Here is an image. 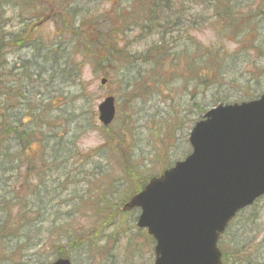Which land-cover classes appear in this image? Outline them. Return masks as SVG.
Returning <instances> with one entry per match:
<instances>
[{
  "label": "trees",
  "instance_id": "1",
  "mask_svg": "<svg viewBox=\"0 0 264 264\" xmlns=\"http://www.w3.org/2000/svg\"><path fill=\"white\" fill-rule=\"evenodd\" d=\"M22 1L24 3L37 2L35 0ZM64 1L66 5L59 6L63 8L61 16L58 13L52 14V18L58 23L57 34L60 35V39L69 40L66 46L59 43L51 46H36L35 44L41 38L33 37L34 31L32 30L24 31L20 28V31L14 34L12 44L17 48H30L35 52L32 56L35 61L22 62V70L29 73L32 68L37 69L40 61L46 62L45 58L38 55L45 52L55 56L51 60L47 58L52 62L51 69L46 71L48 75L51 74V82L62 80L63 84L76 83L83 75L85 66L94 68L96 74H104L106 80L110 78L116 85L117 91L114 97L117 101V117L109 128H101L106 142L102 148L88 155H82L73 143L71 154H69L67 149H65L67 153L64 151L65 144L64 148L62 144H58L56 148V135L52 131L53 120L46 118V113L51 111L49 107L46 109L41 106V110L37 108L38 114L34 117L28 115L31 126H27V123H23L27 115L14 118L11 117L12 115L9 116L8 112L5 113L8 111V101L3 99L4 104H0L2 105L0 109V192L10 189L9 187L8 189L3 188L1 185L4 176L18 173L21 164L25 162L23 158L16 161L14 149L16 147L9 138L11 136L17 135V141L20 140V143H23L22 146L18 142L17 147L18 153L23 155L21 147L24 151H29L27 147L35 142L36 129L41 128L43 131L39 144L53 143V146H48L50 151L44 153L43 157L52 165L55 163L52 166L55 169L54 172L51 171V174L43 173L44 170H39L37 166L44 160L40 163L39 156L32 153L33 158L29 159V165H33V168H27L25 171L26 183L19 187H11L19 189L15 199L7 201V198L4 199L0 193L2 211L10 216L0 222V242H23L26 245L23 249L35 247L39 242H46L47 246L52 245L55 248L56 258L70 259L71 253L79 250L91 252L102 249V246H99L102 244L104 234L114 227L117 229L118 224H123L126 213L121 212V208L133 196L139 194L152 177L161 175L174 165L169 159L170 149L175 146L174 139L178 132L182 131L177 119L170 120L168 124L165 123L164 128L156 135L158 146H154L153 158L149 160L150 167H154L153 170L142 173V167L135 162V154L139 149L136 129L133 128L136 102L141 99L149 100L165 90L174 92L183 89L186 93L185 98H189V101L193 103V108L198 112L197 119L192 122V127L188 130L191 131L195 123L202 119L208 110L207 107L197 104L199 94L202 96L217 86L222 87L221 82L230 76L229 68L233 65L231 59L248 45L246 40L251 43L253 51L260 50L261 42L255 30L256 25L250 17L240 18L236 12L233 4L235 0H132L131 7L121 5V8L105 14L99 20L95 19L91 12L84 13L83 9H79L81 3H77V0ZM4 2L5 0H0V11L9 5L6 3L3 6ZM122 2L124 0H120V4ZM64 3L60 2L59 5H64ZM189 4L199 6L200 13L191 14V10L187 9ZM11 6L20 12L22 6L27 7L28 5L19 3L17 0L15 4L11 3ZM32 6L28 11H33ZM36 8L41 9V5ZM1 16H4V13ZM36 19L41 20L40 24H42L48 17L37 16ZM62 19L67 22L62 24ZM240 19L244 22H240ZM26 25L29 26L28 23ZM61 28L67 29L61 30ZM204 31L217 32L218 36L231 38L234 41L242 38V42L237 43L238 50L235 53L229 54L222 42L213 46L199 43L196 36ZM138 45H143V48L139 49ZM6 46L9 45L5 43L3 25L0 23V55ZM2 68L0 67V71ZM60 69L63 70L60 72ZM120 73L123 74L121 80ZM33 74L34 72L25 79L27 80ZM12 85L15 84L7 83V81L4 85H0V95L7 96L12 102H26L22 105L27 107L29 100L26 97L25 88L19 91L8 87ZM256 89L258 92L261 90ZM80 90L83 92L82 88ZM250 100L253 99L250 98L247 101ZM220 102H216L215 106ZM126 108H128L127 111ZM13 110L15 111L14 108ZM19 111L21 109H18ZM33 112L31 110V114ZM92 117L93 115L90 117L91 121ZM9 120L14 124L10 126ZM79 120L80 117L74 118L70 123H77ZM33 123L35 128L31 131L29 128ZM90 129L91 126H88L85 132H90ZM44 130L51 134L45 135ZM189 134L187 132V136ZM8 142L11 145L4 149L3 146ZM9 148L13 149L12 155H5L3 151ZM180 149L181 147H178V150ZM57 151L69 154V158L78 156L82 158L84 164L90 166L94 165L92 160H107L109 171L119 170V177L110 180L108 172L100 173L99 168L95 167L94 170L97 172L89 175L92 181H88L90 187L86 199L83 196L79 198L74 196L75 199L68 202L65 214L52 213L57 206H61L60 202L55 206L60 194L57 197L55 195L57 185L54 177L56 173H58L57 176L59 175L61 166L63 167L61 170L67 169V160L61 163V166L58 165L57 169L59 163L56 162L60 160L58 157L60 154L57 156ZM47 156H51L50 161ZM69 177L67 175L64 183L59 186L62 191H67L70 186H77L78 182L73 180L71 183ZM52 187L56 189L52 190ZM14 211L16 217L11 219ZM52 219L54 221L51 222ZM231 226L230 224L219 244L223 253V264H227L229 260L235 264H264V260L253 258L259 250L255 253L252 250L245 251L236 242H231L233 248L231 251H226L222 242ZM44 228L47 229L44 230ZM117 231V235L121 233L118 236V242H120V237L124 233L120 232L121 229ZM114 236L116 234L112 238ZM145 238L148 239L146 236ZM17 250L19 249L15 246L13 252Z\"/></svg>",
  "mask_w": 264,
  "mask_h": 264
},
{
  "label": "rangeland",
  "instance_id": "2",
  "mask_svg": "<svg viewBox=\"0 0 264 264\" xmlns=\"http://www.w3.org/2000/svg\"><path fill=\"white\" fill-rule=\"evenodd\" d=\"M16 1L17 0H5L3 6L6 5V3H9V5L0 11V23L3 25L5 43L9 45L5 47V50L0 55V67H3L0 71V77H3L0 79V85H4L7 81V83L15 84L8 86L11 89L22 91L25 88L26 97L29 101L27 103V108L22 105V103L26 104V102H12L7 96L0 95V104H4V100L8 101V111L5 113L8 112V115H12L11 117L14 118H20L21 115L34 117V115L38 114L36 111L37 108L41 110V106L46 109L49 107L51 111L46 113V118H52L51 120H53L52 131L56 135V148L58 144H62L64 148L65 144L64 151L67 149L69 151L68 153L71 154L70 151H72L73 148L72 144L75 143L74 146L82 155H88L91 152L99 150L106 142L101 132L103 125L99 122L98 106L105 98L115 95L117 91L116 85L113 84L110 78H107L109 82L105 86H102L101 81L106 78L104 77L105 75L96 74L94 68H90L89 66L84 67L83 75L76 83L67 82L63 84L62 80L51 82V74L49 73L48 75L46 71L47 69H51L52 66V62L48 61V59L51 60V58L55 56L53 57L52 53L47 54L46 52L38 54L41 58H45L46 62L40 61L37 69L32 68L29 73H25L22 70V62L29 60L35 61L32 57L35 52L30 48H17L12 44L11 42L14 40V34H17L20 28L24 29V31L32 30L34 31L33 37L42 39L35 44L36 46H51L57 43L66 46L69 40L60 39V35L57 34L58 23L52 18V14L56 15L58 13L61 16L63 8H59V6H65L66 4L64 0H35L37 1L35 3L30 1L24 3L22 0H18L19 3L28 5L27 7L22 6L19 12L11 6V3L15 4ZM60 2L64 3V5H59ZM77 3H81L79 9H83L84 13L91 12V15L99 20L102 19L105 14L112 13L118 8H121V5L124 7H131L132 0H124L121 4L120 0H77ZM233 4L240 18L250 17L253 23H255V30L258 33L261 48L259 51L251 50V43L246 40L248 45L244 47L241 53L231 59L233 65L229 68L230 76L221 82L222 87L217 86L202 96L199 94L197 104L201 107H207L208 109L211 107L213 108L218 101H221L220 104L240 103L250 98L253 100L257 99L264 94V0H235ZM38 5H41V9L36 8ZM31 6L33 7L32 12L28 11ZM187 9L191 10V14H199L201 11L199 6L193 4L187 5ZM3 13L4 16H1ZM20 16L22 17L21 19L18 18ZM37 16H47L48 19L40 24L41 20H37ZM30 18L31 20L29 21ZM61 22L63 24L67 21L62 19ZM240 22H244V20L240 19ZM26 23H28L29 26H27ZM66 29L67 28H61V30ZM196 38L199 43L206 46H213L222 42V45H224L225 50L228 51L229 54L235 53L238 50L237 43L242 42V38L234 41L231 38L218 36L217 32L215 33L213 31H204L198 34ZM137 47L142 49L143 45H138ZM62 70L63 69H60V72ZM32 72H34L32 75L33 77L31 76L26 80L25 78ZM122 75L123 74L120 73V80L122 79ZM81 88L83 92H81ZM256 88H260L261 90L258 92ZM184 94L186 95L183 89L174 92L165 90L149 100L141 99L136 102L133 128L136 129L135 134L136 138L139 140V149L137 154H135V162L138 166L142 167V173L153 170L154 167H150L151 162L149 160L153 158L154 146H158L156 135L159 130L164 128L163 125L165 123L168 124L170 120L177 119V122H180V127L182 128V131L178 132L174 139L175 146L170 149V161L173 164L178 161H183L191 153V147L188 142L189 135L187 136V132L188 134L191 132L188 130L192 127V122L197 119L198 112L193 108V103L189 101V98H185ZM17 103H20L18 104L20 107H18ZM1 106L2 105H0V109L2 108ZM18 109H21V111L18 112ZM23 109H26V111H23ZM127 109L128 108H126V111ZM31 110L34 111L32 114ZM92 115L91 121L90 117ZM29 116L23 120V123H27V126H31ZM78 117H80V120L77 123H70L72 119ZM9 121L10 126L14 124L11 120ZM38 124L39 123H37V125ZM88 126H91L90 132H85ZM34 128L35 125L33 123L32 127L29 129L33 131ZM18 131H21V129H18ZM42 131L41 128H37L35 136L41 135ZM44 134L49 135L51 133L44 130ZM9 138H11V142L14 144V147H16L14 148L16 161L19 158H23L25 162L21 164V169L18 173L4 176L1 185H3V188L9 187L10 189L9 191L6 190L0 193L3 195L4 199L7 198V201L15 199L16 195L19 193V189H13L11 187H19V185L26 183L25 171L27 168H33V165H29V159L33 158L32 153H34L35 150L39 152L40 163L44 160L37 166L39 169L47 170L49 166H52V163L44 159L43 154L50 151L48 146H53L51 142H49L48 145L44 144L36 147L30 145L29 148L34 150H25L22 152L23 155H20L17 151L18 142L20 143V140L17 141V135ZM9 145L11 144L8 142L3 148L6 149ZM21 145L23 146V143ZM177 146L181 147V149L178 150ZM12 150L9 148L3 152H5V155H12ZM66 153L57 151V156L60 154L58 156L60 160L56 162L59 163L57 164V169L58 165L61 166V163L65 160H67V169L61 170L63 169L61 166L59 175L57 176L58 173H56V177H54L55 184L57 185L55 195L57 197L60 194L59 197H57L55 206L58 205V202L61 203V206H57V209H54L52 213L65 214L66 206L69 205V201L75 199L74 196L78 198L83 196V198L86 199L87 191L90 187L88 181H92L89 175L97 172L94 170L95 167L99 168L100 173L108 172L110 180L117 179L120 174L117 169L113 172L109 171L107 160H92L91 162L94 165L90 166L84 164L82 158L78 156L77 158H69V154ZM47 157L48 161H50L51 156ZM77 160L78 162H76ZM67 175L70 176L69 179H71V183L73 180L78 183L76 184L77 186L73 185L70 186L67 191H62L59 189V186L64 183ZM58 178L61 179L58 180ZM54 189H56V187H52V190ZM2 208L3 205L0 203V222L6 220L7 216L10 217L2 211ZM138 216V212L126 213L123 224H118L117 229H121L120 232L124 233L120 237V242H118V236H120L121 233L117 235L118 231L114 227L104 234L105 236L102 244L99 246H102V249L91 252L79 250L71 253V264H153L155 258L153 251L154 245L146 232L136 227ZM11 217V219H15V211ZM45 217L47 218V216ZM52 221H54V219H52L51 222ZM46 229L47 228H44V230ZM44 233L46 232L44 231ZM115 234L116 236L112 238ZM2 236H4V234ZM145 236L148 239H146ZM44 237L46 238V236ZM231 242H236L243 247L245 251L252 250L255 253L259 250L258 253H255L253 258L257 257L261 261L264 260V197L252 208L240 214L233 222L227 236L222 242L227 252L231 251L233 248ZM15 246L19 250L13 252ZM23 247H26L23 242H0V264H50V262H54L49 256L48 258L47 256L36 258V249L33 246L27 247L26 249H23ZM227 264L235 263L229 260Z\"/></svg>",
  "mask_w": 264,
  "mask_h": 264
},
{
  "label": "water",
  "instance_id": "3",
  "mask_svg": "<svg viewBox=\"0 0 264 264\" xmlns=\"http://www.w3.org/2000/svg\"><path fill=\"white\" fill-rule=\"evenodd\" d=\"M98 111L99 122L110 126L115 98ZM189 144L185 160L150 179L123 208L140 210L137 227L155 241L154 264H223L218 243L229 223L264 196V95L212 108L195 124Z\"/></svg>",
  "mask_w": 264,
  "mask_h": 264
},
{
  "label": "flooded vegetation",
  "instance_id": "4",
  "mask_svg": "<svg viewBox=\"0 0 264 264\" xmlns=\"http://www.w3.org/2000/svg\"><path fill=\"white\" fill-rule=\"evenodd\" d=\"M35 138H36L35 139V142L32 144V146H34V147L40 145L39 144V142H40V135H36ZM29 146L27 148H29ZM29 150H34V149L29 148ZM21 151H24V148L23 147H21ZM34 153L36 154V156H39L38 150H35ZM38 165H39V163H38ZM52 166H49V168L47 170H44L42 172L45 173V174H51V171L54 172V169H55ZM46 185L48 186V185H51V184H46ZM35 249H36L35 256H37L36 258L45 257V256H47V258H48V256H49V258L52 259L54 262H56L59 259H62V258H58V257L56 258V254H55V251H54L55 248L52 247V245L47 246L46 245V242H42V243L39 242V243H37L36 246H35ZM54 262H52V263H54ZM52 263H50V264H52ZM39 264H41V263H39Z\"/></svg>",
  "mask_w": 264,
  "mask_h": 264
}]
</instances>
